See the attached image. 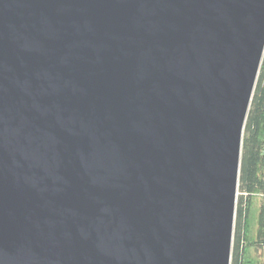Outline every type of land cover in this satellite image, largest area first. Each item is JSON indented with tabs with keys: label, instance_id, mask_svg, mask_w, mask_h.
I'll list each match as a JSON object with an SVG mask.
<instances>
[{
	"label": "water",
	"instance_id": "water-1",
	"mask_svg": "<svg viewBox=\"0 0 264 264\" xmlns=\"http://www.w3.org/2000/svg\"><path fill=\"white\" fill-rule=\"evenodd\" d=\"M264 0H0V264H231Z\"/></svg>",
	"mask_w": 264,
	"mask_h": 264
},
{
	"label": "trees",
	"instance_id": "trees-1",
	"mask_svg": "<svg viewBox=\"0 0 264 264\" xmlns=\"http://www.w3.org/2000/svg\"><path fill=\"white\" fill-rule=\"evenodd\" d=\"M231 264H264V56L243 137Z\"/></svg>",
	"mask_w": 264,
	"mask_h": 264
},
{
	"label": "rangeland",
	"instance_id": "rangeland-1",
	"mask_svg": "<svg viewBox=\"0 0 264 264\" xmlns=\"http://www.w3.org/2000/svg\"><path fill=\"white\" fill-rule=\"evenodd\" d=\"M238 193H239V191H238Z\"/></svg>",
	"mask_w": 264,
	"mask_h": 264
}]
</instances>
